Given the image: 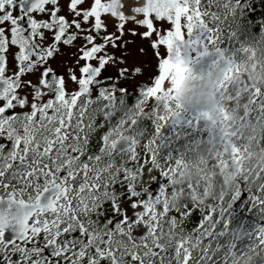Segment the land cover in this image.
<instances>
[{
    "label": "snow or ice",
    "instance_id": "6c2138e0",
    "mask_svg": "<svg viewBox=\"0 0 264 264\" xmlns=\"http://www.w3.org/2000/svg\"><path fill=\"white\" fill-rule=\"evenodd\" d=\"M247 3L264 25V0H0V264H239L264 250V184H248L237 145L214 162L240 176L226 201L177 196L184 161L155 152L193 57L217 53L219 90L236 86L222 35ZM245 198L254 227L225 235Z\"/></svg>",
    "mask_w": 264,
    "mask_h": 264
},
{
    "label": "flooded vegetation",
    "instance_id": "af4514ba",
    "mask_svg": "<svg viewBox=\"0 0 264 264\" xmlns=\"http://www.w3.org/2000/svg\"><path fill=\"white\" fill-rule=\"evenodd\" d=\"M251 6V3L242 5L241 8L236 10V12L234 13L230 21L228 30L223 33L227 43L232 45H239L246 44L252 41L254 37V31L261 24L259 22V9H257V14H251L248 10L251 9ZM229 31L233 33L232 36L228 35ZM229 56L233 57L236 60L240 67V71H242L241 65L238 60V53L230 54ZM193 59L194 62L198 60L195 57H193ZM193 63H191L190 66ZM237 84L246 87L239 77L236 85ZM246 88L251 94V89L248 87ZM260 91L264 93V89H260ZM260 103L262 102L259 100H257L256 104L250 102V105L240 108L236 113L234 119L230 121V126L233 124H237L246 116L245 111H251L248 122H246L244 127L238 132L234 139V144L241 149V157L242 153L246 151L249 143L258 145L260 148H264V132L258 131L256 133H250L247 127L248 125L264 124V108L258 107ZM136 119H139V117L135 112H132L127 116L122 124L114 126V138H119L120 135L127 130L129 126V120ZM218 126L220 127V123L218 124ZM145 132L149 136L154 132V128L152 127L150 121L146 122L145 124ZM229 138L230 136L227 135L219 143H212L210 137V129L206 128L197 130L196 119L192 115V109L190 113V106H187L186 108H180L175 116L170 117L167 121L164 122L163 126L160 129V132L157 134V139L155 141V152L157 158L161 162H171L179 158L184 161L183 168H185L186 166H192L194 172L196 171V167L200 162V158L207 153L209 154V158L206 162L207 168L213 171H219L222 168H217L214 162L216 160H219L222 156L227 159L228 155H225L223 153L222 156L213 158L210 155V150L213 145H224L225 141L229 140ZM244 168L245 165L243 163L242 172L243 175L247 177L248 184L253 188L260 185L259 181H252L251 177L248 176ZM180 171L177 173V175L180 173ZM259 174L264 177V171H260ZM177 175L173 177V186L176 190L177 196H180L181 193H183L188 197H200L202 199L211 198L214 201L219 200L221 197H223V199L226 201L228 199L229 192L233 191L236 188L240 180V176L236 174L235 185L226 188L225 182L217 176L214 183L215 190L212 195H209V189L204 186V181L200 177H197L195 175L190 176L183 183L177 185V183L175 182V178ZM189 184L191 185L190 188ZM246 202L247 198H245V200L243 201H240L239 204H236L234 202V206L226 210L223 219H227L229 221L228 231L225 232V229L221 224L217 228L218 233L225 232V235H231L235 233L240 237H243L246 233H249L251 231L256 223V217L251 209L245 208ZM237 244L239 248V241L237 242ZM249 253L250 251L245 253L244 257L240 259L239 264H243Z\"/></svg>",
    "mask_w": 264,
    "mask_h": 264
},
{
    "label": "clouds",
    "instance_id": "9594fccd",
    "mask_svg": "<svg viewBox=\"0 0 264 264\" xmlns=\"http://www.w3.org/2000/svg\"><path fill=\"white\" fill-rule=\"evenodd\" d=\"M241 70L249 74L255 87L264 89V66H261L259 61H256L254 66L253 60L245 58L241 63ZM220 83L221 76L218 73L204 75L199 81L194 83L185 82L179 100L180 103L206 112L209 119L214 121H219L223 114L222 110H227L228 120L220 124V128L226 130L238 110L250 105L251 94L246 87L239 84H237L232 92L222 93L219 90ZM170 86V84L166 85V87ZM247 127L250 133L264 132V124L248 125ZM224 151L225 145H213L210 155L213 158H218L223 155ZM208 158L209 154L207 153L200 158L195 172L192 166H186L181 169L175 178L177 185L183 183L190 176L195 175L204 181V186L209 189V195H212L215 190L214 183L217 176L225 182L226 188L234 186L236 183L235 173L230 172L226 168H222L219 171L208 169L206 163ZM242 161L245 165L244 170L251 177L252 181H259L260 184H264V177L259 174L260 171H264V148L249 143L246 151L242 153ZM243 264H264V250H261L259 253L255 250L250 251Z\"/></svg>",
    "mask_w": 264,
    "mask_h": 264
},
{
    "label": "water",
    "instance_id": "95a60500",
    "mask_svg": "<svg viewBox=\"0 0 264 264\" xmlns=\"http://www.w3.org/2000/svg\"><path fill=\"white\" fill-rule=\"evenodd\" d=\"M216 59H217V53H215L211 50H209L208 55L198 58V60L190 66L192 69L193 78H189L185 82L194 83V82L199 81L204 75L211 74V73L220 74V72L217 68L212 67V63H213V61H216ZM219 66H222V62H219L218 67ZM240 72H241V75L239 78L242 80V82L244 83V85L246 87L250 88L249 85H253L251 77L245 71H240ZM180 104H181V108H186L188 106V105H185L183 103H180ZM191 108H193L196 112V114L194 116L196 119V129L201 130V129L209 128L212 143H219L226 136V135H224L225 130L218 128L217 125L219 123L212 125L209 120H207V119L203 118L201 115H199V113H203V111L196 109L194 107H191ZM250 114H251V111H247V115L239 123L233 124L226 129L229 132H234V135H231L232 138L230 140H227V143H226V141L224 143V145H225L224 154L225 155H228V153L230 151V145L234 144L233 137H235L238 134V132L244 127L246 122H248ZM242 165H243V161H242ZM226 169H228L230 172L235 173L231 167H228ZM235 175H236V173H235Z\"/></svg>",
    "mask_w": 264,
    "mask_h": 264
},
{
    "label": "trees",
    "instance_id": "16d2710c",
    "mask_svg": "<svg viewBox=\"0 0 264 264\" xmlns=\"http://www.w3.org/2000/svg\"><path fill=\"white\" fill-rule=\"evenodd\" d=\"M264 27V25H259L257 29L254 31V37L251 42L246 44L232 45L226 42L224 34L222 35V45L227 49L226 55L230 54H240L244 55V59L253 60V64L255 66L256 61H259L261 66H264V36L260 35V29ZM247 49V50H244ZM255 58V59H253ZM238 60L241 59L238 57ZM237 86V85H236ZM236 86L232 89V91L236 88Z\"/></svg>",
    "mask_w": 264,
    "mask_h": 264
},
{
    "label": "bare ground",
    "instance_id": "6f19581e",
    "mask_svg": "<svg viewBox=\"0 0 264 264\" xmlns=\"http://www.w3.org/2000/svg\"><path fill=\"white\" fill-rule=\"evenodd\" d=\"M191 109H192V115H193V117H194L195 114H196V112H195V110H194L193 108H191V106H190V113H191ZM194 118H195V117H194ZM227 120H228V119H227ZM241 120H242V119H241ZM241 120H240V121H241ZM240 121H239V122H240ZM217 126H218V125H217ZM218 128H220V127L218 126ZM220 129H221V128H220ZM228 136H230V138H229V140H230L232 137H231V135H228ZM235 137H236V136H235ZM235 137H233V142H234Z\"/></svg>",
    "mask_w": 264,
    "mask_h": 264
},
{
    "label": "rangeland",
    "instance_id": "374dc122",
    "mask_svg": "<svg viewBox=\"0 0 264 264\" xmlns=\"http://www.w3.org/2000/svg\"><path fill=\"white\" fill-rule=\"evenodd\" d=\"M238 57L241 59L239 61L240 65H241L242 61L244 60V55L242 53H240V54H238ZM249 60H251V59H249Z\"/></svg>",
    "mask_w": 264,
    "mask_h": 264
}]
</instances>
